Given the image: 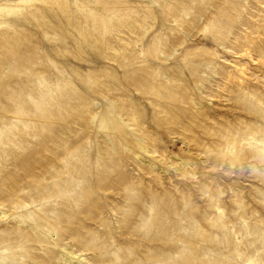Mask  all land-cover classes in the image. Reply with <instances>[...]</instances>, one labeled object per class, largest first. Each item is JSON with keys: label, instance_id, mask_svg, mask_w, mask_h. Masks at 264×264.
Returning a JSON list of instances; mask_svg holds the SVG:
<instances>
[{"label": "rangeland", "instance_id": "obj_1", "mask_svg": "<svg viewBox=\"0 0 264 264\" xmlns=\"http://www.w3.org/2000/svg\"><path fill=\"white\" fill-rule=\"evenodd\" d=\"M0 264H264V0H0Z\"/></svg>", "mask_w": 264, "mask_h": 264}]
</instances>
